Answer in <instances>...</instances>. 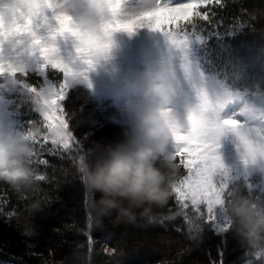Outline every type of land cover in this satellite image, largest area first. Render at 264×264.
Wrapping results in <instances>:
<instances>
[{"label": "trees", "instance_id": "trees-1", "mask_svg": "<svg viewBox=\"0 0 264 264\" xmlns=\"http://www.w3.org/2000/svg\"><path fill=\"white\" fill-rule=\"evenodd\" d=\"M180 28L200 42L206 72L262 103L264 76L243 57L248 47L264 50V0H209ZM64 79L51 63L0 74L25 138L13 164L0 167V264H264V190L232 181L220 206L231 228L216 232L209 207L188 192L189 152L169 159L146 145L112 98L70 84L65 127L46 126L37 97L46 80Z\"/></svg>", "mask_w": 264, "mask_h": 264}, {"label": "rangeland", "instance_id": "rangeland-1", "mask_svg": "<svg viewBox=\"0 0 264 264\" xmlns=\"http://www.w3.org/2000/svg\"><path fill=\"white\" fill-rule=\"evenodd\" d=\"M208 2L0 0V74L11 78L32 65L45 71L48 63L65 72L63 82L46 80L37 97L54 133L65 127L66 88L80 82L95 97L112 98L123 122L164 157L188 151L193 204L209 207L210 226L222 232L231 228L220 207L231 182L245 178L254 181L249 188L264 190V99L247 102L206 72L200 42L180 34ZM244 55L245 69L264 76V50L248 47ZM233 67L238 75L239 65ZM17 124L0 94V167L13 164L12 152L24 142Z\"/></svg>", "mask_w": 264, "mask_h": 264}]
</instances>
